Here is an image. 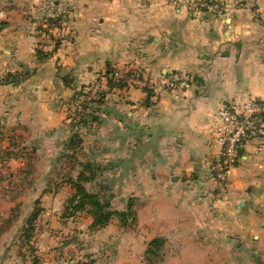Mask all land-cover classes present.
I'll return each mask as SVG.
<instances>
[{
	"label": "crops",
	"instance_id": "obj_1",
	"mask_svg": "<svg viewBox=\"0 0 264 264\" xmlns=\"http://www.w3.org/2000/svg\"><path fill=\"white\" fill-rule=\"evenodd\" d=\"M209 2L220 8L193 12L170 0H0V155L18 165L11 173L21 179L17 195L33 198L2 218L0 264H28L26 256L16 257L25 255L23 229L38 206L44 264H64L60 240L68 234L78 251L95 246L99 232L86 237L92 218L64 215L71 180L92 173L83 167L89 159L101 167L87 187L107 181L114 196L132 188L138 198L137 236L113 229L110 257L82 252L91 264L109 258L146 264L145 249L157 236L176 249L149 264H264L262 140L241 147L224 200L211 209L218 191L211 166L222 148L214 132L218 110L250 97L264 100V0ZM57 19L70 25L53 27ZM109 69L128 77L139 71L159 85L170 72L184 71L192 89L178 100L161 87L151 94L138 86L111 88ZM95 86L106 92L105 102L97 120L79 127L83 142L72 148L70 101Z\"/></svg>",
	"mask_w": 264,
	"mask_h": 264
},
{
	"label": "built area",
	"instance_id": "obj_2",
	"mask_svg": "<svg viewBox=\"0 0 264 264\" xmlns=\"http://www.w3.org/2000/svg\"><path fill=\"white\" fill-rule=\"evenodd\" d=\"M176 6H185L190 11L201 12L208 7L218 10V4H210L209 0H170ZM66 28L70 25L67 19H61ZM57 22V21H56ZM61 22V23H62ZM53 27H59L54 22ZM141 73L136 71L128 77L121 71L115 73L116 79H124L128 86H138L155 90L161 87L172 95L175 99L187 98L192 89V78L189 73L184 71L170 72L160 83L153 82L150 79H141ZM98 86L87 88L83 91V98L89 99L85 93L95 95ZM148 92V91H147ZM77 99L75 104L76 113L84 112L83 104L91 101L86 99ZM218 124L214 127V132L218 135L221 142L220 157L212 163V178L218 187V191L211 197V209L218 210L224 200L225 188L229 185L233 169L240 160V149L250 139L257 138L264 142V100L250 97L241 104H223L217 113Z\"/></svg>",
	"mask_w": 264,
	"mask_h": 264
},
{
	"label": "rangeland",
	"instance_id": "obj_3",
	"mask_svg": "<svg viewBox=\"0 0 264 264\" xmlns=\"http://www.w3.org/2000/svg\"><path fill=\"white\" fill-rule=\"evenodd\" d=\"M57 22L54 21V24L55 25H58L59 27L57 28H63L65 25H64V22L62 21H58L56 20ZM62 22V23H61ZM43 34L41 33V36ZM40 36V37H41ZM136 71H134L133 73H135ZM107 77V76H106ZM115 77V75H114ZM128 84V83H127ZM85 95L87 97H90L89 99L87 98H83V94L80 96L82 97L81 99H86V100H96L98 98V95H99V91H97V93L95 95H89L87 93H85ZM77 100H75L73 103V108L71 110H69L67 112V122L68 124L72 125L74 124L75 122V117L77 115L76 113V108L74 107L75 104H76ZM97 115V114H96ZM77 130L79 131V128H77ZM89 162L93 164V166H96L94 170V172L96 171H99L101 165L99 164H95L93 161H91L89 159ZM6 162L4 160H2L0 158V175L4 177V174L6 176V174L8 173L9 175L5 178H2L0 179V227H3L4 224H3V219H6L7 217L10 218V215H16L17 214V211L14 210L12 211V207H14L17 203L21 202H25V203H29V205H31V200H33L32 196L30 195V193H26V194H21V195H17V189L20 185V182H21V179L18 178V177H13L11 178V173H16L17 172V168L18 165H8L7 163L5 164ZM95 164V165H94ZM16 166V167H15ZM69 167V166H67ZM0 176V177H1ZM99 181H101V179H99ZM107 181H103L102 185H98L97 187L95 188H88V190L92 193H100L101 192V195L104 194V192H102L100 189L102 186H105L107 187L106 185ZM3 185H6L8 186L7 187H4ZM108 188V187H107ZM106 194L104 195H108L107 192H105ZM124 196L123 197H120L121 200H123L124 203L120 202V198L119 196H113L111 202H112V208L115 209V210H126L129 206V204L132 205V210L136 213V210H137V203H136V200H138V198H135L132 192V188L125 193L123 194ZM165 195V194H164ZM166 196V195H165ZM165 196H163L165 198ZM1 202H4V203H1ZM158 205L161 207V208H165L167 206V201H164V199H160L158 200ZM170 204V202H168ZM124 204H126V207L125 209L124 208H121ZM11 205V206H10ZM173 205L175 206V208H178L179 206H176L173 202ZM159 206H158V209H159ZM28 208V207H27ZM151 208V206H150ZM37 209H40V212H39V216H38V219H37V222L35 223V234L32 236L31 240L28 242L25 240V244L23 245V253H25V255L22 257L20 256L22 253H20V251L17 252V255L18 257H16V259H18L19 261H22L24 260L23 258L26 256V259L28 262V264H44V260L41 256V254L38 252V244H37V234H38V228H39V219H40V214H42L41 212L43 211V207L42 206H38L37 208H35L34 212L37 210ZM33 213V212H32ZM31 213V214H32ZM14 218V217H13ZM86 218V217H84ZM7 220V219H6ZM129 225L128 227H122L119 225V223L117 221L115 222H112L110 223L109 225L101 228V229H98V230H92L93 233L96 232V235L97 233L99 232V234L97 235L96 238H94L95 240V246L94 247H87L84 248L83 251H78L77 249H75L72 244L70 242H73V239H71V234H68L67 236H65V238H62L63 240H60L61 242L63 243H66L65 246H63V248H61V250H63V254L66 256V258H63L61 259L62 263L64 264H70V261H72V259L75 257V256H79V261L78 260H75V261H78L76 264H91L90 259H86L83 255H82V252H85V253H89L91 252L92 255H94V257L96 258H100V255L102 256V253H107V256L110 257V255L112 254L113 250H114V247H113V243L110 239H107L109 237V234L112 233L113 229L115 231H118L119 233H129L131 234V236H137V228H138V223H137V213H136V221L132 220V218L129 219ZM85 225L87 227V230H88V226L85 222ZM91 226V225H90ZM115 227V228H114ZM91 227H89V232L90 234L88 233L87 234V238L88 239H92V235H91ZM117 232V233H118ZM112 235V234H111ZM143 236V235H142ZM26 237V236H25ZM156 238H162L164 239V244L163 246L161 247V249L159 250V255L158 256H155L153 259H154V262L153 263H158V262H162L164 260V257L166 255L167 252H170L171 250H175L176 248L174 247L173 249V246H168L167 245V238L165 236H157L155 238H153L147 245L146 249H145V254H144V257H145V262L146 264H149V262L147 261L146 259V252L149 248V245L150 243L156 239ZM23 239V238H22ZM26 239V238H24ZM86 239V238H85ZM178 243V242H177ZM96 245H99V247H97ZM134 245L133 242H129L127 247H130V249H133L132 246ZM127 247L124 248V250L127 249ZM91 248V249H90ZM96 255V256H95ZM104 258V257H103ZM25 259V260H26ZM96 262H98L97 264H104V262L106 264H115L111 261V259L109 258V260H95Z\"/></svg>",
	"mask_w": 264,
	"mask_h": 264
},
{
	"label": "trees",
	"instance_id": "obj_4",
	"mask_svg": "<svg viewBox=\"0 0 264 264\" xmlns=\"http://www.w3.org/2000/svg\"><path fill=\"white\" fill-rule=\"evenodd\" d=\"M59 20V19H57ZM38 54L40 57H49L50 53H44L42 50H38ZM117 70L114 69H109L107 72V79L109 81V86L115 87L117 85H122L126 86L128 85L127 82L124 79H116L114 77L115 73ZM149 94H151L152 90L147 89ZM83 94V89L80 90L75 94V96L72 98L70 101L73 103L75 100L80 98V96ZM106 98V92H99L98 98L96 100H91L88 102H85L83 104V109L84 112H77V115L75 117V122L72 124V131H73V136L70 141V145L72 148L75 147L77 149L80 148L83 139L82 136L77 128L81 126H85L86 124L89 123V118L92 117V121L97 120L96 114L100 110V106L104 104ZM96 105L94 108L92 107V104ZM90 112H87V110H90ZM79 151V150H78ZM76 152V151H75ZM0 158L2 160H8V158L5 155H0ZM95 165V164H94ZM84 170L85 171H92V173L89 175L83 174V172L80 173L78 179L76 180H71V184L73 186V194L67 199L66 201V206L64 209V215L67 217H72V216H90L92 218V223H91V230H98L101 229L107 225H109L112 222L117 221L120 226L128 227L130 226L129 224V219L132 218V220L136 221V213L132 210V205L129 204L128 208L126 210H115L113 209L112 206V198L113 194L109 193L110 190L102 186L101 191L107 192L108 195H101V192L98 193H92L88 190L86 184L88 182H92L97 178L98 174L94 172L95 167L93 166L92 163L87 161L86 163L83 164ZM39 204V202H37ZM40 209H37L35 212H33L29 218L27 226L23 229V239H21V242L23 244L26 241H30L32 236L35 234V223L37 222L38 216H39ZM26 236V237H25ZM26 238V239H24ZM164 244V239L162 238H156L154 239L150 245L149 248L146 252V259L149 263L154 262V257L159 255V250Z\"/></svg>",
	"mask_w": 264,
	"mask_h": 264
}]
</instances>
